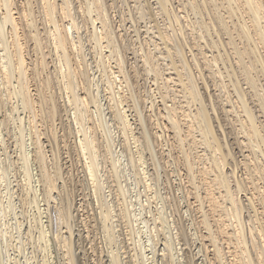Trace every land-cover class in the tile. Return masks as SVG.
Listing matches in <instances>:
<instances>
[{"label":"bare ground","instance_id":"1","mask_svg":"<svg viewBox=\"0 0 264 264\" xmlns=\"http://www.w3.org/2000/svg\"><path fill=\"white\" fill-rule=\"evenodd\" d=\"M74 1L0 0V113L3 112L0 131L9 128L7 123L13 108L7 106V101L15 96L10 87H17V83H12L13 75L17 74L15 81L20 86L22 106L29 112L43 196L50 212L52 209L50 216L55 224L52 236L64 250V264H264V0H78L79 5ZM82 1L87 2L86 12ZM4 31L10 34L9 44ZM9 51L14 58V62L10 61L14 69L9 60L5 61ZM97 71L104 82L100 84L101 80H97L96 87ZM63 97L72 106L79 135L73 146L85 160L81 165L83 176L97 198L100 222L109 234L108 228L114 224L109 227L108 224L113 223L115 216L123 219L127 227L136 221L132 222L126 190L120 185L122 169L116 160L120 153L127 155L133 168L143 171L147 188L154 189L153 200L174 207L176 213L170 210L176 214L173 219L176 233L170 231L162 215L164 207L156 213L154 227L150 228L154 232L152 261L146 258L147 248L138 244L131 226L125 232V239L116 233L114 226L111 229L115 241L120 236L119 243L125 244L111 251L108 263L96 253V248L90 257L88 247L84 249L88 254L76 249L77 244L89 239L87 233L93 225L89 226L84 214L82 218L79 214L82 210L79 204L88 205V202L82 201L85 193L80 189L81 182L73 180L71 167L67 166L70 157L76 163L73 169L78 172L81 169L73 158L75 150L72 155L69 153L72 151H67L72 148L67 141L72 128L68 133L65 131L67 139H59L55 130L58 118L62 122ZM103 97L106 108L100 102ZM20 120L23 124V119ZM86 124H92L87 125L91 132ZM111 124L125 138L122 152L115 148V137L108 129ZM23 128L20 126V130ZM5 143L2 150L11 158ZM62 150L67 151V160ZM24 155L20 160L26 168V177L30 178L31 171L29 175L27 168L30 156ZM99 157L103 158L106 177L110 179L113 203L103 190L96 163ZM181 165L188 174L187 186L194 192L183 190L181 199L185 205L181 201L175 204L178 196L173 194V190L182 192V176L178 177L181 183L172 180ZM160 184L169 193L162 195L165 192L158 190ZM1 195L0 184V207L4 204ZM193 198H196L194 202H201L197 207ZM203 200L208 202L205 207ZM116 207L119 214L114 211ZM196 210L202 213L198 217ZM187 211L198 232L197 245L195 238L191 239L195 230L190 234L185 225L188 217L185 222L183 219ZM164 224L168 225L165 232ZM137 230L141 233L143 229ZM172 233L178 247L172 244ZM45 234L41 229L40 236ZM159 234H165L164 238ZM156 236L162 241V248L157 249L161 242ZM197 247L200 249L196 253Z\"/></svg>","mask_w":264,"mask_h":264},{"label":"rangeland","instance_id":"2","mask_svg":"<svg viewBox=\"0 0 264 264\" xmlns=\"http://www.w3.org/2000/svg\"><path fill=\"white\" fill-rule=\"evenodd\" d=\"M80 1V0H79ZM78 0H75L74 2L76 3V4H80V2H79ZM79 2V3H78ZM82 3H83V6H84V8H82L83 9V11L84 12H86L87 11V2H85V1H82ZM86 7V8H85ZM87 16H88V14H87ZM191 16H194V14H192ZM196 19V17H193V20H195ZM144 24V23H143ZM142 24V25H143ZM162 24V23H161ZM145 25V24H144ZM200 26V25H199ZM28 27V26H27ZM5 30H7V27L5 28ZM27 30H28V28H27ZM197 30H198V28H197ZM200 30V29H199ZM198 30V31H199ZM204 31H206V28H205V30ZM6 31H4V33H5ZM7 33V34H6ZM5 33V35H6V37H7V39H6V41H7V43L9 44V40H11L10 39V34H9V32L7 31ZM205 33V32H204ZM206 33H207V31H206ZM9 37H8V36ZM227 37V36H226ZM207 38H209V40H212V38L210 39V36H207ZM216 39H217V37H216ZM31 43H32V41H30L29 42V44L31 45ZM164 45H162V47H163ZM33 47V45L31 46V48ZM31 48L29 47L28 48V50H29V54L31 55V54H33V52H31ZM92 49V48H91ZM165 49V48H164ZM163 49V50H164ZM87 50H90L89 48L87 49ZM90 52H92V50H90ZM197 52V51H196ZM2 53H5V51L3 50V52ZM7 53L8 52H6L5 54L7 55ZM92 53H94V52H92ZM4 54V57H3V59H5V55ZM9 57H7L6 59H5V61H7L8 62V60H9V62L8 63H10V66H11V64H12V66H11V68L12 69H14V64H13V62H14V58L12 57V53L9 51ZM30 55H29V57H30ZM31 57H32V55H31ZM192 57V56H191ZM12 59H13V62L11 63L10 61H12ZM221 62V61H220ZM6 64V63H5ZM33 66V65H32ZM31 66V68H34V67H32ZM35 66V65H34ZM222 66H225L223 63H222V65H221V67ZM8 67H9V64H8ZM222 68H225V70H226V67H222ZM53 69V68H52ZM96 70H97V68L96 69H94V71L96 72ZM225 70H223V71H225ZM100 74V71H97V73H96V76H98V77H96L95 78V80H94V83L96 82V83H98L99 81H97V80H101L99 83L101 84L102 83V76H100L99 75ZM227 74V71L225 72V75ZM17 74H15V75H13V77H12V79H13V81H12V83H14V84H16L15 86H19L18 85V82L17 81H15L16 79H15V76H16ZM93 75V74H92ZM227 77V76H226ZM39 79V78H38ZM225 79H227V80H229V77H227V78H225ZM60 80V79H59ZM0 82H1V79H0ZM57 82H59V81H57ZM104 82V81H103ZM227 82H229V81H227ZM96 83H95V85L94 86H96L97 87V85H96ZM99 84V85H100ZM59 86V85H58ZM17 87H13V86H11L10 88V90L12 91V93L15 95V96H13V98H12V101H7L8 102V104L9 105H7V106H11V109L13 108V112H12V114H11V118L9 119V121H8V123H7V125L9 126V128H8V126H7V128H8V132L7 131H5V130H3V129H1V131L0 132H2V133H0V140H3V143H5L6 144V150H8L7 151V153L8 154H10L11 153V155H9L11 158H9L8 157V155H6V153L3 151L4 149V147L5 146H3L4 144L0 141V177L2 178V179H0V184H1V189H2V193H3V196L1 195V198L3 199L2 201H4V202H2V203H4L3 204V206H1L0 207V239H1V237H3L1 240H0V247H2V248H0V253L1 254H4V255H1L0 254V256H2V257H4L5 256V258H0V264H64V261H65V255H64V250H63V248H61L62 246L60 245V244H58V242L57 241H55L54 240V238H53V236H54V234H53V231H54V233H55V224H54V221H52V218H51V216H50V214H52L51 212H52V209H51V212L49 211V207L50 206H48V204H47V202L45 201V199H44V194H43V192H44V188H43V186H42V184H41V182H40V179H39V177L41 178V174H40V166H39V164L37 163V161L35 160V147H34V145L35 144H33L34 142H33V136L32 135H30V131H31V123H30V120H29V112H28V110L25 108V107H23L24 106V104H22V101L23 100H21L22 99V97L19 95V90H20V86L17 88ZM156 86H154V88H155ZM233 88V87H232ZM62 89V88H61ZM14 91H16L17 92V97H16V92L14 93ZM64 98V97H63ZM63 98H61V103H63L62 104V111H61V116L62 117H60V119L62 120V122L59 120V118H58V120H57V122H56V125H55V128H57V129H55L56 130V132H57V136L59 137V139L61 138V139H67L68 137H70V138H68V142L71 144V146H72V148L70 149V150H67L68 152L69 151H72V152H69L70 153V155H72L73 154V151L75 150V147L73 146V144H74V141L78 138V136L79 135H77L76 134V132H77V130H75L76 129V124H75V122H74V115H73V110H72V106L71 105H69V103L67 102V98L65 99L66 100V102L64 101L63 102ZM104 98V97H103ZM63 99V100H62ZM99 99H100V97H99ZM16 100V101H15ZM6 102V103H7ZM101 102V104L106 108V106H107V103H106V105L104 104L105 102H106V99L104 98V99H102V101H100ZM5 103V104H6ZM10 103H12V104H10ZM64 103H68V105L67 104H64ZM15 104V105H14ZM23 105V106H22ZM64 105V106H63ZM14 106V107H13ZM15 106H16V108H15ZM66 106V107H65ZM67 108L68 109H70V110H67ZM15 109H16V111H15ZM65 109H66V111H65ZM17 110H19V111H17ZM63 111H64V113H63ZM70 111V112H69ZM108 111V109L105 111V112H107ZM67 114H66V113ZM3 112H1L0 113V118H1V114H2ZM19 114V115H18ZM72 114V115H71ZM65 115H68V116H66L65 117V119H63V116H65ZM71 115V116H70ZM73 117V118H72ZM20 118L21 119H23V124H22V120H20ZM68 118V119H67ZM108 118H109V115H108ZM11 119L13 120V121H11ZM67 119V120H66ZM73 119V120H72ZM16 120V121H15ZM66 122H65V121ZM59 121V122H58ZM134 121V120H133ZM19 122H21L20 124H18ZM63 122H65L66 124H67V126H66V124L65 123H63ZM73 122V123H72ZM63 123V124H62ZM72 123V124H71ZM117 123V122H116ZM59 124V125H58ZM62 124V125H61ZM15 125V126H14ZM19 125V126H18ZM65 125V126H64ZM88 124H86V126H87ZM90 125H92V124H90ZM90 125H88V126H90ZM112 125V126H111ZM110 125V127H108V129H110L111 130V135H113V137H115L114 139L116 140V143H115V148H116V150L118 149V151H121L122 152V149L124 148V145H123V143L122 142H124V136L121 134L122 132L115 126L114 127V125L113 124H111ZM20 126H22V127H24L23 129H21L20 130ZM60 126V127H59ZM64 126V127H63ZM87 126V128H89ZM11 127V128H10ZM19 127V128H18ZM61 127H63L62 129H61ZM58 128H60V129H58ZM71 128H72V130H71ZM73 128H74V130H73ZM19 129V130H18ZM64 129H66V130H64ZM68 129V130H67ZM59 130V131H58ZM70 130H71V132H70ZM91 129L89 128V130L87 129V131H90ZM3 131H4V133H3ZM68 131V132H70V134L68 133L67 135H68V137H67V135H66V132ZM73 131H75L74 133H73ZM7 132V133H6ZM91 132V131H90ZM108 132L110 133V131L108 130ZM9 133V134H8ZM59 133V134H58ZM61 133V134H60ZM65 133V137H64V134ZM89 133V132H88ZM2 134V135H1ZM4 134V135H3ZM8 134V135H7ZM90 134V133H89ZM121 134V135H120ZM169 134V133H168ZM75 135V136H74ZM2 136H4V137H2ZM32 136V137H31ZM169 136H171L170 134H169ZM22 137V138H21ZM32 139H31V138ZM18 138V139H17ZM20 138H21V140H24L23 142L25 143H23L22 142V146L21 145H18L19 144V141H21L20 140ZM5 140V141H4ZM120 141V142H119ZM1 143H2V145H1ZM119 143H120V145H119ZM123 145V146H122ZM3 146V147H2ZM21 146V147H20ZM18 147H20V148H18ZM118 147V148H117ZM23 148V149H22ZM27 148V149H26ZM68 148V147H67ZM3 149V150H2ZM65 149V148H64ZM23 150H24V152H23ZM22 151V152H21ZM66 150H62V152H65V153H63L62 154V156L63 157H65V160H67L68 159V162L69 161H71V159H70V157L69 158H67L66 159V156H68V154L66 153L67 152ZM74 159L76 160L77 159V167H79V168H81L80 170H79V172H78V170L77 169H73V168H75L76 167V163L74 162V164H73V162L71 161L70 163H68L67 162V166L69 165L71 168H69V170L71 171V176L73 177V180H75L76 181V179H77V181H79V182H81L79 185H82L81 186V190H82V192H84L85 194V198H83V200L82 201H84L85 203L86 202H88V205L87 204H84V205H81V203L79 204L80 206V208H82V210H80V213L79 214H81V218H82V214H84V219H85V221H87V223H89V226L90 225H93V226H91L90 228H89V233H87L88 235H89V239L88 238H86V241H83L84 243H79V244H77V247H76V249L78 248V252H83V250L84 249H86L87 247V251H88V253H87V251H85L87 254H88V256L90 257V254L91 253H94L95 252V250H96V253L97 254H101V256L103 257V260H104V262L106 261L107 263L109 262V258H110V256H109V254L111 255V251H113L114 250V252L115 251H117L116 250V247L118 248L119 246L121 247V245L124 243H122L121 242V244L119 243V241H120V236H119V241L118 240H116L115 241V239H116V236H115V238L112 236V232H111V229L113 228V226H114V228L115 229H117L118 231L116 232L117 234L119 233H121V237H122V239H125L124 237H125V232H127V230H128V228H129V230H130V226L131 225H128L129 227H127V225H126V222L122 219L121 220V218L118 216V218H117V216H115V217H113V219H112V221H113V223L112 222H109V224H108V227L110 226V225H113V226H110V228H108V230L110 229V234H109V232H107V230H106V228H104L105 226L100 222V217H99V210H100V208L98 207V202L96 201L97 200V198L94 196V193H93V191L92 190H90V186H88V183H87V181H86V178H85V176H83L84 175V171H82V163L85 161L84 160V158H83V156H81L76 150L74 151ZM120 153V152H119ZM28 155L27 157H29V166L27 167L28 168V172H29V175H30V171H31V175H30V178H29V176H28V178L26 177L27 175V172L25 171V166L23 165V161H21L20 160V158H21V156H23V155ZM77 154H79L80 155V157H81V159H79L80 157H79V155L77 156ZM123 154H125V153H120V155L118 154L117 155V157H116V160H117V164H119V169L122 171H120L119 172V174H120V181L121 182H123V183H121L120 181V185L123 187L124 186V191H125V194L127 195V197H126V199H128L127 200V202H128V207H129V211H130V217L132 218L133 217V220H132V222L133 221H135L133 224H132V231H133V233L135 234V235H137L136 236V240L138 241V244L139 245H141L142 247H145L146 246V248H147V250L145 249V256H146V258H148L149 257V259H150V257L152 256V254H151V251H152V239H153V237L152 236H154L153 234H154V232L153 231H151L150 230V228L151 227H154V218H157V214H158V212H160V210H158V209H163V207H164V211L162 212V215H164V217L166 218V221L168 222V225H170L169 226V229H170V231L172 232H174V233H176L175 231H174V217H175V209H172V208H174V207H170L169 205H165V203L164 202H162V203H164V204H162L160 201L158 202L157 200H153V198H152V196L154 195V189H148L147 187V185H146V178L144 177V174L142 173L143 171H141V169L139 168V170H138V168L137 167H134L133 168V165L131 166V164H129V163H131L130 162V159L128 160V157H126L125 155H123ZM128 154H129V151H128ZM259 154L261 155V157H262V154H261V152H259ZM17 155V156H16ZM24 155V156H25ZM34 155V156H33ZM50 154L48 153V156H49ZM76 155V156H75ZM7 156V157H6ZM19 156V157H18ZM34 157V158H33ZM124 157V158H123ZM49 158H50V156H49ZM102 157H99L98 158V160H96V163L98 164V172H99V176L101 175V177H102V180H101V182H102V184H103V190H104V192H105V195L107 196V198H108V201L110 200V203H113L112 202V200H114L113 199V195L111 194L112 192L110 191V186H108V185H110V179H109V177H106V175L108 176V174L107 173H105L106 171L104 170L105 168H104V166H105V164H104V161H102V159H101ZM13 159V160H12ZM70 159V160H69ZM2 160H4V161H2ZM81 160V161H80ZM120 160V161H119ZM14 161V162H13ZM21 161V162H20ZM22 163V164H21ZM125 163V164H124ZM128 163V164H127ZM17 164H18V166H17ZM72 164H73V167H72ZM100 164H101V166H100ZM149 164H150V162H149ZM4 166V167H3ZM16 166V167H15ZM22 166H23V168H22ZM75 166V167H74ZM183 165H181V168H179V172H177L178 174L179 173H181V175L179 176L178 174H176V176H175V174H173L172 175V178H174V179H172L173 181L174 180H177V181H180V177H181V181H182V183H181V181H180V183H181V187H182V192L180 193L179 191H177L176 192V190L174 191L173 189V194H175V197L176 196H180V198H178V197H176V201L174 200V203L175 204H177V203H179L180 201L181 202H183L184 203V201L181 199V196L183 195V193H184V191L183 190H188V191H190L191 190V187H189V186H187V184L189 185V183H187L188 182V174H186L187 172H186V169H184L185 167L183 166ZM132 167V168H131ZM147 168V167H146ZM148 168L150 169L151 168V165H148ZM71 169H73V170H71ZM184 171V173H183V171ZM2 170H4V172L2 171ZM101 170V171H100ZM182 172H181V171ZM2 171V172H1ZM25 171V173H23ZM34 171V172H33ZM73 171V172H72ZM77 172V173H74V172ZM151 171V170H150ZM21 172V173H20ZM3 173H5V175H6V177H4L5 175H3ZM74 173V174H73ZM125 173V174H124ZM2 174V175H1ZM10 174V175H9ZM35 174V175H34ZM39 174V175H38ZM82 174V176H80V175ZM104 174V175H103ZM183 174V175H182ZM186 174V175H185ZM75 177H74V176ZM79 175V176H78ZM36 176V177H35ZM125 176V177H124ZM175 176V177H174ZM77 177V178H76ZM80 179H79V178ZM100 177V178H101ZM122 177V178H121ZM179 177V178H178ZM184 177V178H183ZM4 178H5V180H4ZM36 178V179H35ZM105 178H106V180H105ZM21 179V180H20ZM34 179V180H33ZM82 179V180H81ZM108 179V180H107ZM122 179V180H121ZM130 179V180H129ZM31 180V181H30ZM81 180V181H80ZM83 180H85L84 182H83ZM1 181H2V183H1ZM105 181H107V182H105ZM183 181H184V183H183ZM7 182V183H6ZM34 182V183H33ZM84 184H83V183ZM85 182H86V185H85ZM16 183V184H15ZM31 183V185H29ZM13 186H12V185ZM27 184V185H26ZM33 184V185H32ZM122 184H124V185H122ZM138 184H139V186H138ZM4 185V186H3ZM105 185V186H104ZM127 185V186H126ZM183 185V186H182ZM263 185V184H262ZM8 186V187H7ZM15 186V187H14ZM30 186H32L31 188H30ZM126 186V187H125ZM185 189H184V188ZM187 187V188H186ZM138 188V189H137ZM176 188V187H175ZM6 189H8V190H6ZM127 189H128V192H127ZM140 189V190H139ZM158 190L161 192H165L164 194H162V195H166L167 193H169V191H167V189L165 188V186L164 185H162V184H160V185H158ZM263 190H264V188H263ZM4 191H9V192H4ZM195 191V190H194ZM150 192V193H149ZM191 192L192 193H194L192 190H191ZM141 193V194H140ZM177 193V194H176ZM180 193V195H178ZM202 193V192H201ZM5 194H7V195H5ZM172 194V193H171ZM112 195V196H111ZM136 195V196H135ZM202 196L204 195L205 196V194L203 193V194H201ZM11 196V199L9 198ZM42 196V197H41ZM130 196H131V198H130ZM110 197V198H109ZM150 197V198H149ZM20 198V199H19ZM88 198V199H87ZM96 198V199H95ZM177 198H178V200H177ZM10 199V200H9ZM36 199V200H35ZM195 199V200H194ZM244 199V198H243ZM14 200V201H13ZM130 200H131V202H130ZM132 200H133V202H132ZM138 200V201H137ZM192 200V202H194V201H196V198H193V199H191ZM81 201V200H80ZM79 201V202H80ZM115 201V200H114ZM150 201V202H149ZM9 202H11V203H9ZM35 204H34V203ZM207 202V200L206 201H204L203 200V204H204V207L206 206L205 204H207L208 205V202ZM10 206H8L7 204ZM151 203V205H149ZM199 203H201L200 201H198V202H194V205H195V207H197L198 205H199ZM52 204V203H51ZM131 204V205H130ZM135 204V205H134ZM155 204V205H154ZM162 204V205H161ZM198 204V205H197ZM13 205V206H12ZM184 205H185V203H184ZM160 206V207H159ZM163 206V207H162ZM167 206V207H166ZM170 208H169V207ZM174 206V205H173ZM5 207H6V209H5ZM7 207H9V208H7ZM15 207V208H14ZM157 209H156V208ZM37 208V209H36ZM49 208V209H48ZM124 208H125V206H124ZM124 208H123V210H124ZM4 211H3V210ZM86 209V210H85ZM97 209V210H96ZM117 209H118V207H116V209H114V211L115 212H117L118 214H119V211H117ZM148 209H150V210H148ZM154 209V210H153ZM170 209H172V210H170ZM185 209V208H184ZM207 209H208V207H207ZM7 210V211H6ZM11 210V211H10ZM82 211H84V212H82ZM94 211V212H93ZM126 211H127V209H126ZM149 211V212H148ZM151 211V212H150ZM166 211H168V213H169V216H171V217H169L168 216V213H165ZM153 212V213H152ZM170 212H171V214H170ZM172 212H173V214H172ZM184 212V211H183ZM188 212V213H187ZM187 212H185V214L183 213V215H184V217H183V219H184V222H185V220L187 219V217H188V219L186 220V222H185V225L186 226H188V230H189V232H190V230H191V232H190V234L195 230V225H194V223H193V221H192V218H191V216H190V214H189V211H187ZM196 212V216L198 217V216H200V214H202V213H199L198 212V210H196L195 211ZM6 213V214H5ZM11 213V214H10ZM18 213V214H17ZM20 213V214H19ZM35 213V214H34ZM89 213V214H88ZM139 213V214H138ZM140 213H141V215H140ZM143 213V214H142ZM151 213V214H150ZM154 213H155V215H154ZM157 213V214H156ZM163 213H165V214H163ZM87 214V215H86ZM127 214V213H126ZM182 214V213H181ZM199 214V215H198ZM85 215H86V218H85ZM133 215V216H132ZM136 215V216H135ZM154 215V216H153ZM167 215V216H166ZM173 215V216H172ZM48 216H50V217H48ZM88 216V217H87ZM96 216V217H95ZM138 216H141V217H139L138 218ZM190 216V217H189ZM18 219H17V218ZM41 217V218H40ZM137 217V218H136ZM173 217V218H172ZM6 218V219H5ZM18 220H16V219ZM41 220H40V219ZM117 218V219H116ZM120 218V219H119ZM135 218V219H134ZM168 218H170V219H168ZM191 218V219H190ZM200 218H202V217H199V219ZM32 219V220H31ZM36 219H38V220H40L39 222H40V224H39V222L36 220ZM50 219H51V221H50ZM99 219V220H98ZM138 219V220H137ZM146 219V221H148V223L146 222V221H144ZM168 219V220H167ZM29 220H30V223H29ZM153 220V221H152ZM172 220H173V222H172ZM28 221V222H27ZM37 221V222H36ZM91 221V222H90ZM98 221V222H97ZM140 221H142V223H140ZM171 223H170V222ZM191 221H192V223H191ZM8 222V223H7ZM43 222V225L41 224ZM140 223V224H136V223ZM145 222V223H144ZM167 222H166V224H167ZM189 222H190V224H189ZM37 223V224H36ZM53 223V224H52ZM93 223V224H92ZM110 223H112V224H110ZM116 223H118V224H116ZM147 223V225H145ZM173 223V224H172ZM166 224H164L165 225V227H164V225H163V231H164V229H167L168 228V225H167V227H166ZM172 224V225H171ZM189 224V225H188ZM33 225V226H32ZM37 226V228H40L39 229V231H38V229L37 228H35L36 226ZM40 225H42V226H40ZM101 225V226H100ZM143 225V226H142ZM191 225H193V226H191ZM5 226V227H4ZM19 226V227H18ZM40 226V227H39ZM136 228V230H137V228H138V230L137 231H140L141 229H143V230H141L140 232L141 233H139V232H136V230L134 231L133 230V228L134 227ZM42 227V228H41ZM45 227V228H44ZM118 227V228H117ZM148 227V228H147ZM172 227V228H171ZM192 227V229H193V227H194V229L192 230V229H190ZM13 228V229H12ZM18 228V229H17ZM35 228V229H34ZM47 228V229H46ZM122 228V229H121ZM43 230V231H45L46 232V234H48V235H44V236H40V230ZM92 229V230H91ZM168 229V230H169ZM172 229V230H171ZM13 230H14V232H13ZM167 230V234H168V232H170V231H168ZM205 230V229H204ZM204 230H203V232H204ZM20 231V232H19ZM151 231V232H150ZM166 231V230H165ZM164 231V232H165ZM4 232V233H3ZM5 232H6V234H5ZM27 232V233H26ZM95 232V233H94ZM130 232V231H129ZM153 232V233H152ZM93 233V234H92ZM101 233V234H100ZM136 233H138V234H136ZM143 233V234H142ZM150 233H151V235H150ZM174 233H172L171 234V237H172V244H173V246L175 245V247L177 246L178 247V244H177V242L176 241H174V239H176L175 237H173V236H175V234ZM195 233V234H194ZM12 234V235H11ZM95 234H97V235H95ZM38 235V236H37ZM53 235V236H52ZM108 235H109V237H108ZM139 235H141V236H139ZM156 235V234H155ZM165 235V234H164ZM163 234H161V236H160V234L158 235L160 238H164V237H162V236H164ZM193 235V236H192ZM196 235V237H194ZM198 235V232L195 230L192 234H191V236H192V241H193V239L194 240H196V245H197V243H200V240H199V242H198V239H199V236H197ZM4 236H6V237H4ZM158 236H156L155 237V239H158L159 240V237ZM21 237V238H20ZM49 237H50V239H49ZM51 237H52V239H51ZM113 237V238H112ZM151 237V239H149ZM47 238V239H46ZM75 238H77V236L75 235ZM104 238V239H103ZM117 238H118V235H117ZM140 238V240H138ZM26 239V240H25ZM37 239V240H36ZM41 239V240H40ZM46 239V240H45ZM49 239V240H48ZM94 239V240H93ZM121 239V240H122ZM133 239H134V237H133ZM11 240V241H10ZM32 240V241H31ZM54 240V241H53ZM87 240H88V242H87ZM142 240V241H141ZM150 240V241H149ZM157 240V241H158ZM48 241H51V243L50 242H48ZM92 243H91V242ZM154 241H156V240H154ZM156 241V242H157ZM5 242V243H4ZM24 242V243H23ZM37 242H38V244H37ZM45 242V243H44ZM54 242V243H53ZM55 242H57V243H55ZM116 242V243H115ZM132 242H133V240H132ZM140 242V243H139ZM141 242H143V244L141 243ZM159 242H161V243H159V245L157 244V249H159V247L161 246V248L163 247V245H161L162 244V241L161 240H159ZM174 242H175V244H174ZM88 243V244H87ZM91 243V244H90ZM145 243V244H144ZM158 243V242H157ZM12 244V245H11ZM82 244H84V245H82ZM87 244V245H86ZM97 244H98V246H97ZM110 244H112V245H110ZM116 244V245H115ZM125 244V243H124ZM123 244V245H124ZM60 245V246H59ZM80 245V246H79ZM108 245V246H107ZM198 246H200V244L198 245ZM60 247V248H59ZM84 247V248H83ZM86 247V248H85ZM91 247V248H90ZM149 247V248H148ZM39 248V249H38ZM46 248V249H45ZM50 248V249H49ZM58 248V249H57ZM80 248H82V250L80 249ZM94 248H96V249H94ZM194 248H195V246H194ZM6 249V250H5ZM10 249V250H9ZM23 249V250H22ZM35 249V250H34ZM43 249H45V250H43ZM125 249V248H124ZM124 249H122V250H124ZM200 248L199 247H197L196 248V250H194L196 253L198 252V250H199ZM4 250V251H3ZM19 250V251H18ZM25 250V251H24ZM61 250H63V251H61ZM107 250V251H106ZM6 251V252H5ZM29 251V252H28ZM47 251V252H46ZM53 251V252H52ZM99 251V252H98ZM201 251H202V249H201ZM50 252V253H49ZM18 253V254H17ZM26 253V254H25ZM63 253V254H62ZM149 253V254H148ZM203 253V252H202ZM7 254V255H6ZM79 254H81V253H79ZM83 254V253H82ZM106 254H108V255H106ZM200 255H202L201 253H200ZM156 257V256H155ZM42 258V259H41ZM9 259V260H8ZM14 259V260H13ZM27 259V260H26ZM60 259V260H59ZM156 259V258H155ZM202 259H203V256L198 260V262H200V261H202ZM64 260V261H63ZM22 261V262H21ZM30 261V262H29ZM63 261V262H62ZM150 261H152V259H150ZM27 262V263H26ZM47 262V263H46ZM152 264H154V263H152Z\"/></svg>","mask_w":264,"mask_h":264}]
</instances>
